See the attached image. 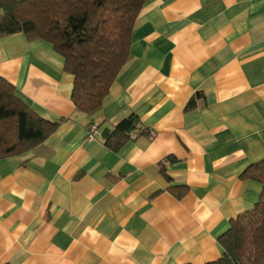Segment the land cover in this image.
Returning <instances> with one entry per match:
<instances>
[{
  "label": "crops",
  "instance_id": "0c3cea01",
  "mask_svg": "<svg viewBox=\"0 0 264 264\" xmlns=\"http://www.w3.org/2000/svg\"><path fill=\"white\" fill-rule=\"evenodd\" d=\"M0 75L37 114L65 119L0 159V264H208L260 198L242 174L264 159V0H146L92 113L43 39L0 36ZM131 113L153 133L114 151L101 133Z\"/></svg>",
  "mask_w": 264,
  "mask_h": 264
},
{
  "label": "trees",
  "instance_id": "16d2710c",
  "mask_svg": "<svg viewBox=\"0 0 264 264\" xmlns=\"http://www.w3.org/2000/svg\"><path fill=\"white\" fill-rule=\"evenodd\" d=\"M145 3L0 0V36L22 31L29 39L49 43L74 77L75 108L92 113L104 104L129 58L135 24ZM194 104L192 100L188 107ZM64 120L49 121L37 114L17 95L14 84L0 75V159L42 144ZM139 124V116L131 113L101 135L109 148L119 151L136 136L151 137L150 128L137 132ZM242 176L260 182V198L253 208L232 220L230 228L219 237L221 257L208 264H264V159L251 164Z\"/></svg>",
  "mask_w": 264,
  "mask_h": 264
},
{
  "label": "built area",
  "instance_id": "2783aa9c",
  "mask_svg": "<svg viewBox=\"0 0 264 264\" xmlns=\"http://www.w3.org/2000/svg\"><path fill=\"white\" fill-rule=\"evenodd\" d=\"M97 134H98V131H97V124H92V125L89 127V137H90V138H93V137H95Z\"/></svg>",
  "mask_w": 264,
  "mask_h": 264
}]
</instances>
